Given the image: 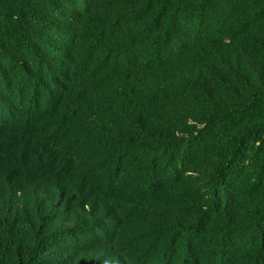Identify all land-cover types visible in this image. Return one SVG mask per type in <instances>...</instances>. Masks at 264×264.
<instances>
[{
  "label": "trees",
  "instance_id": "obj_1",
  "mask_svg": "<svg viewBox=\"0 0 264 264\" xmlns=\"http://www.w3.org/2000/svg\"><path fill=\"white\" fill-rule=\"evenodd\" d=\"M0 264H264V0H0Z\"/></svg>",
  "mask_w": 264,
  "mask_h": 264
}]
</instances>
